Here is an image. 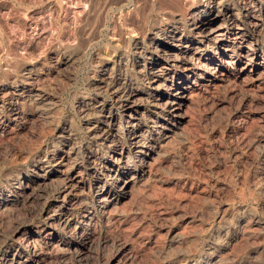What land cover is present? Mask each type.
<instances>
[{"label":"rangeland","instance_id":"obj_1","mask_svg":"<svg viewBox=\"0 0 264 264\" xmlns=\"http://www.w3.org/2000/svg\"><path fill=\"white\" fill-rule=\"evenodd\" d=\"M131 1L134 0L111 8L102 23L100 37L86 43L83 31L90 22L83 21V0H0V84L39 89L49 99L52 97L51 104L55 106L49 107L53 108L50 112L42 108L47 113L45 117L19 120L11 131L0 129V199L9 203L0 212V264L10 247L25 248L21 239L47 223L48 212L61 200L57 175L41 187L40 197L36 195L29 201L18 196L14 179L30 174L33 160L61 144L71 146L67 164L73 163L84 181L78 200L81 203L64 204L68 213L77 216L78 228L52 227L55 239L59 243L74 241L82 230L88 229L93 230L94 238L82 258L41 245L43 260L39 264H104L126 241L137 257L124 254L120 264H264V36L253 39L263 63L257 71L230 74L228 80L211 86L208 95L196 97L188 112L189 122L161 154L157 161L161 167L153 175L159 177H152L146 185L156 186L160 179L171 185L176 182L178 188L168 191L171 193L167 199L160 197V190L153 193L155 188L142 191L137 187L139 192L134 189L123 197L121 206L110 215L102 217L97 211L96 219L81 218L82 206L92 211L88 195L95 174L100 173L88 157L105 156L106 150L86 131L90 118L81 112L77 102L94 100L113 105L112 114L118 120L116 129L123 136L119 138L128 149L125 126L119 122L121 108L112 103L110 95L92 86V78L100 71L98 62L109 61V68L113 62L121 75L140 88L146 87L140 70L143 55L131 47L140 35L127 29L123 21L133 9ZM184 1L196 5L205 0ZM254 2L258 0H223L221 6L240 13ZM260 3L264 6V0ZM156 16L154 13L148 17L146 29L148 37L161 39L153 30ZM238 18L243 22L242 15ZM161 21L162 25L168 23ZM144 44L147 47V39ZM154 53L150 47V54ZM155 56L163 58L158 53ZM24 67L32 68L31 74L24 75ZM154 103L153 99L148 105ZM6 105L0 104L4 114ZM107 110L104 116L108 115ZM143 124L151 128L144 120ZM64 125L70 128V138L61 130ZM134 160L135 155L131 154L130 161Z\"/></svg>","mask_w":264,"mask_h":264},{"label":"bare ground","instance_id":"obj_2","mask_svg":"<svg viewBox=\"0 0 264 264\" xmlns=\"http://www.w3.org/2000/svg\"><path fill=\"white\" fill-rule=\"evenodd\" d=\"M128 1L83 0V7L85 8L83 21L90 22L86 28L83 27L85 28L83 34L86 36V43H92V41L100 37L102 23L111 8L120 6ZM183 1H131L133 9L131 8L132 11L128 18L123 21L126 22L127 29L136 30L140 35L138 39L132 41L131 47L138 55H143L141 59L143 63L141 62L142 64L140 65L142 69L140 70H142L141 74L146 82L145 88L136 86L132 80L121 75L114 68L113 62L109 68V61H99L98 63H101L100 71L92 78V86L110 95L112 103L121 108L122 118L120 117L119 120L122 121L119 122H123L125 126L128 149L124 147L123 139H120L123 136H120L119 134L121 133L116 129L118 120L112 114L113 105L110 104L109 107L102 101L94 100L92 102H86L85 100L77 102L81 112H86V116L90 118L86 122V131H89L92 134L91 136L98 139L103 146L102 148L106 150L104 152L105 156L101 154V157H99L90 154L88 157L92 163H95L94 167H99L100 173L95 174L91 184V192L88 195L93 204L91 207L92 211L82 206L83 216L81 218L83 219H96L95 214L97 211L100 212L102 217L110 215V213L121 206L123 197L127 194L131 195L137 187L142 189V191L155 188V191L152 190L154 191L153 193L160 190V192H164V195L161 193L160 197L167 199L169 193H171H168V191L178 188L177 186L175 187L177 185L176 182L171 185L160 179V181H156L158 184L156 186V183L151 186L152 183L149 182L151 183L150 187L146 184L155 175L154 172L161 167V165L158 166L157 161L162 157L161 154L164 150L166 151L165 148L173 144L178 132L182 131L185 128V124L189 122L190 116L188 112L191 104H193L196 97L202 96L217 82L226 78L228 80L230 74L255 73L261 66L262 56L253 45L254 38L259 35L264 36V6H262L260 0L250 6L243 7L240 13H237L235 9L229 6L222 8L221 3L223 0H205L203 3L196 5ZM154 13L157 16L152 22L154 23L153 30L155 33L160 34L161 39L148 37L146 29V25H148L147 19L149 16H153ZM135 15L136 17H134ZM239 15H242L243 22H239ZM161 20H165L168 23L162 25L163 22ZM216 20H220V22L213 26L212 24ZM118 29L121 28L119 27ZM146 39L147 47L144 44ZM195 41H197L196 44L194 43ZM150 47L155 52L154 54H150ZM157 53L163 56L162 60L155 56ZM145 55L147 56L145 57ZM22 71L25 73L24 75L28 76L31 74L32 68L24 67ZM51 98L49 99L48 95L39 89L31 88L27 90L22 85L0 84V104L4 102L7 104L3 106L4 109L6 107L5 114L0 110V129L2 131H7L8 129L11 131L18 126L16 122L19 120L26 121V119L33 116L41 117L44 115L45 117L47 113H43L41 111L43 110L42 108H48L46 111L50 112L55 107L51 104L53 102ZM153 99L155 100L154 105L149 106L148 104ZM50 106H53L52 110L49 108ZM107 108L109 110H107L108 115L104 116ZM143 120L144 123L149 124L150 129L144 126ZM62 127L61 130L69 136L70 128L65 125ZM70 151L71 146L69 144H61L59 147L53 146L50 150L43 151L44 154L36 158L35 161L32 159L33 169L31 173L33 175H30V173L14 179L18 196L25 201H29L39 195L41 187L50 177L57 175L61 200L54 209L51 207L53 210L50 209L52 211L48 212L47 223L38 224L39 226L34 234L32 233L33 231H29L24 237L22 236L23 238L20 236L21 240H23L21 242L24 243V249L9 246V250L3 255L2 264H39L42 259L41 245L46 246L50 250H55L57 253H67L68 256L75 258H82L90 249V244L94 238L93 230V234L89 229L82 230L74 241L64 243L56 241L52 230V227L56 230L57 226L59 228L60 226L61 228L73 227L78 219L77 216L68 213V210L64 207V204L69 202H79L78 200L81 198L80 192L83 190L82 181H84L73 163L67 164L70 163L67 162L68 156L72 152ZM131 154L135 155L134 161H130ZM157 177L159 176L153 178ZM136 191L139 192V190ZM141 194L143 193L141 192ZM2 195L3 190L0 189V196ZM82 199L84 200V198ZM21 203L23 204V201ZM7 204L9 203L0 199V212L4 211ZM85 227L88 228V226ZM75 228L78 227L75 226ZM124 254L128 255L129 258L137 257V253L126 241L108 259L104 257L106 258L104 264H120V259Z\"/></svg>","mask_w":264,"mask_h":264}]
</instances>
